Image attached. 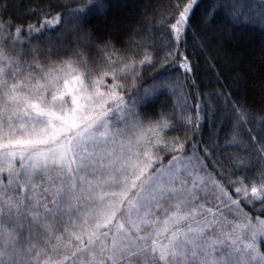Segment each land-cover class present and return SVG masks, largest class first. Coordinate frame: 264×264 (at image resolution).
<instances>
[{
	"label": "snow or ice",
	"instance_id": "obj_1",
	"mask_svg": "<svg viewBox=\"0 0 264 264\" xmlns=\"http://www.w3.org/2000/svg\"><path fill=\"white\" fill-rule=\"evenodd\" d=\"M12 7L0 4V264H264V115L218 90L193 116L184 92L198 66L189 35L207 51L217 20L264 24V0H176L160 44L151 33L125 49L104 41L100 52L120 55L99 62L82 43L103 0L37 5L26 27L3 19ZM57 45L71 55L50 62ZM161 96L179 112L166 101L141 111ZM214 101L233 122L223 141Z\"/></svg>",
	"mask_w": 264,
	"mask_h": 264
},
{
	"label": "trees",
	"instance_id": "obj_2",
	"mask_svg": "<svg viewBox=\"0 0 264 264\" xmlns=\"http://www.w3.org/2000/svg\"><path fill=\"white\" fill-rule=\"evenodd\" d=\"M182 2H186V0H182ZM205 2L210 3L211 0H205ZM3 3L15 5L4 14L3 19L7 20L11 16L15 18L16 24L23 23L26 27L29 23L37 24V16L24 15L37 5L67 3L69 8H76L87 3V0H0V4ZM103 3L105 5L103 12L89 17L90 26L96 28V38L91 47L82 43L85 55L94 62H99L109 55H112L113 59L120 55V53L112 54L111 50L100 52L97 45L104 41H110L118 50L125 49L129 47L130 43L136 47L144 37L151 33L157 44H160L161 29L159 24L161 15L170 11L176 0H103ZM153 25L156 27L153 28ZM72 27V24L67 25L69 30ZM210 28L212 29L210 34H214L215 38L206 46L207 51L194 49L191 35L188 38V52L193 62L198 65L195 76H190L188 80V84L192 85L194 79L195 85L184 89L185 93H189L187 106L191 109V115H196L197 104H200L202 110L207 108V104L201 102L202 96L204 100H207L209 93L218 90L232 93V99L250 109L253 116L264 115V24L249 22L245 26L235 27L230 22L217 20L215 24L210 25ZM26 35L25 33L21 39H26ZM65 43L74 46L75 38L69 37ZM43 45L46 48L50 47L46 41L43 42ZM183 50L184 45H181V51ZM166 51L165 49L159 52L161 60ZM53 52H59V57L54 55L50 58V62L54 63H58L59 59H67L71 55L70 53H63L59 49V45L53 47ZM72 58L75 59V57ZM140 58L142 57H138V59ZM26 60L30 62L31 56L26 57ZM152 71L151 68L147 69L145 75ZM172 75L175 76L176 73H172ZM180 79L183 80V76H180ZM129 84H131V80H129ZM164 101L167 102L169 109L177 105L179 112L180 108L176 96H161L156 104L141 111L152 115L153 112L159 111L160 104ZM214 103H217L221 108L216 121V129L221 141H223L225 135L231 136L233 134V122L227 118L230 117V113L223 109L222 103L218 101H214ZM185 114L189 113L186 112ZM257 126L258 120H254L251 125L239 129L238 141L241 148L246 143L250 144L251 137L248 135L247 127L256 128ZM207 134L208 126L206 125L205 136ZM176 135L178 133L173 131L168 133L167 138L171 139ZM179 135H183V133H179ZM252 147H258V145ZM4 175L6 182V174ZM214 203L213 200L208 206L211 207Z\"/></svg>",
	"mask_w": 264,
	"mask_h": 264
}]
</instances>
